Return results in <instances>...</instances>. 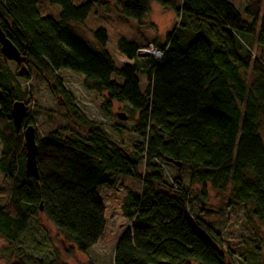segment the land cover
I'll use <instances>...</instances> for the list:
<instances>
[{"label":"trees","instance_id":"16d2710c","mask_svg":"<svg viewBox=\"0 0 264 264\" xmlns=\"http://www.w3.org/2000/svg\"><path fill=\"white\" fill-rule=\"evenodd\" d=\"M151 1L173 9L180 22L163 45L149 42L163 52L161 58L137 55L148 43L121 40L122 52L135 62L118 68L105 49L106 29L93 32L95 45L74 29L87 20L95 0L79 5L50 0L60 6L59 18L42 15L37 0H0V26L27 68L50 84L73 123L87 130L85 137L58 129L37 139L39 178L28 176L23 129L32 121L26 117L19 131L13 105L31 100L0 45V171L10 186L8 202L0 204V235L9 242L15 243L43 214L87 253L107 226L98 190L114 187L125 176L141 180L142 188L124 198L122 211L131 226L117 242L114 264H234L223 234L192 212L190 190L182 180L187 170L191 185L231 186L232 203L251 204L264 226V0H247L249 22L231 0H125L120 11L142 23ZM185 29L192 36L188 43L181 39ZM248 38L256 40L259 56ZM62 69L82 74L87 88L104 97V108L117 102L137 114L132 131L140 139L132 150L81 113L58 74ZM139 72L147 77L145 91ZM23 77L29 78V72ZM163 165L177 170L171 182L165 180ZM16 250L21 256L10 264H46L21 247Z\"/></svg>","mask_w":264,"mask_h":264},{"label":"rangeland","instance_id":"374dc122","mask_svg":"<svg viewBox=\"0 0 264 264\" xmlns=\"http://www.w3.org/2000/svg\"><path fill=\"white\" fill-rule=\"evenodd\" d=\"M76 5L89 0H73ZM96 3L82 24H74L76 33L86 41L95 45L93 32L99 28L106 29L108 42L106 51L112 56L116 66L121 68L124 64H133L134 59H129L122 52L121 40L133 41L138 44H152L155 41L163 45L168 33L175 31L180 22L179 15L171 8L164 7L151 1L150 12L143 18L142 23L136 19L126 17L120 11V2L125 0H95ZM241 12L243 19L251 21L252 18L244 11L247 0H231ZM38 10L42 15L59 18L61 8L50 3V0H37ZM264 19V1L262 4L260 22ZM190 29L182 30L181 39L188 43L191 39ZM250 45L255 56H259L260 49L255 39L245 40ZM152 42V43H149ZM249 48V47H248ZM11 70L17 74L19 65L10 62ZM29 78L19 77L21 90L30 97L31 104L28 109V121L36 130L37 139L47 137L55 130H67L77 133L82 137L87 135V130L76 126L68 115L62 100L50 90V84L42 81L32 66L28 65ZM65 87L72 95L81 113L96 125L102 126L105 131L116 140L122 142L130 150L140 137L133 133L137 114L131 115L125 104L113 102L109 109L104 108V97L85 84V77L70 69L58 72ZM119 83L123 79L116 73L112 76ZM140 89L145 91L147 77L143 72L138 73ZM252 79L251 74L248 75ZM119 113L127 116L120 118ZM27 123H24L26 126ZM113 126L120 127L116 132ZM63 130V131H64ZM264 134V129H263ZM142 140V139H141ZM143 141V140H142ZM2 143L0 140V156ZM164 166L165 180L171 182L177 175L175 167ZM189 166L187 165L186 168ZM145 165L140 167V172L145 173ZM184 185L190 190V208L192 212L210 223L224 236L225 244L234 252V264H264V226L254 217L253 206L237 205L232 203L230 188H215L207 182L205 188L200 184H190V172L182 175ZM142 181L130 177L119 176L114 187L103 185L99 188L106 207L107 226L104 235L98 243L81 253L77 250L71 238L53 223L40 214L29 223L28 229L15 242L11 243L0 235V264H10L21 255L17 247L23 248L25 253L33 254L44 260L65 264H114V254L117 242L122 233L131 226V221L122 211L126 194L131 190L140 191ZM10 196V186L4 174L0 171V204L5 205Z\"/></svg>","mask_w":264,"mask_h":264},{"label":"water","instance_id":"95a60500","mask_svg":"<svg viewBox=\"0 0 264 264\" xmlns=\"http://www.w3.org/2000/svg\"><path fill=\"white\" fill-rule=\"evenodd\" d=\"M0 45L3 55L12 62L17 63L19 67L18 75L26 76L28 73V68L25 64V57L21 54L20 50L12 43L8 38L6 33L0 26ZM29 106L24 101H16L13 105V116L17 129L20 131L23 127V121L28 116ZM122 119H126L127 116L123 113L118 115ZM25 148H26V162L25 170L28 176H33L39 178V168L37 162V137L35 127L30 124L23 129ZM168 161L173 162L171 158L167 159ZM176 165L180 166L181 163L174 161ZM158 264H171L169 261L161 260Z\"/></svg>","mask_w":264,"mask_h":264},{"label":"built area","instance_id":"2783aa9c","mask_svg":"<svg viewBox=\"0 0 264 264\" xmlns=\"http://www.w3.org/2000/svg\"><path fill=\"white\" fill-rule=\"evenodd\" d=\"M137 55L139 57L154 56L156 58H161L163 56V52L153 44H149L147 47L139 48L137 50Z\"/></svg>","mask_w":264,"mask_h":264}]
</instances>
